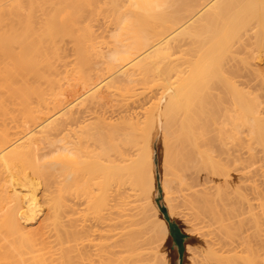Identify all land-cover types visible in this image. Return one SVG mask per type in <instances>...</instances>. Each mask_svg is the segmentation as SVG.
<instances>
[{
  "label": "bare ground",
  "instance_id": "obj_1",
  "mask_svg": "<svg viewBox=\"0 0 264 264\" xmlns=\"http://www.w3.org/2000/svg\"><path fill=\"white\" fill-rule=\"evenodd\" d=\"M254 55L264 0H0V264H168L163 208L188 264H264Z\"/></svg>",
  "mask_w": 264,
  "mask_h": 264
},
{
  "label": "rangeland",
  "instance_id": "obj_2",
  "mask_svg": "<svg viewBox=\"0 0 264 264\" xmlns=\"http://www.w3.org/2000/svg\"><path fill=\"white\" fill-rule=\"evenodd\" d=\"M255 39V38H254ZM254 39H252L251 40V43H253L252 45V47L254 48H250V49H253V50H255V48H256V46H254L255 45V42H256V40L254 41ZM257 40H258V38H257ZM257 43V42H256ZM249 49V50H250ZM255 52V51H254ZM254 56H256V58H252V59H254V60H252V59H249V60H251L250 61V63L253 65V63H254V65L252 66V65H250L249 66V68H251L250 69V71L252 72V75H254V77L256 78V76L259 74V75H261L262 76V79L264 78V56L263 55H254ZM260 56V57H259ZM260 58V59H259ZM262 60V61H261ZM259 67V68H258ZM256 68V69H255ZM257 69L259 70V71H257ZM256 72H258V73H256ZM250 72V73H251ZM253 72H255L254 74H253ZM262 72H263V74H262ZM256 74V75H255ZM251 75V76H252ZM259 75H258V79H257V81H256V79H253V77L251 78L250 77V80L251 79H253V80H251V86L255 83V82H257V84H258V82L260 81L261 82V86H262V81L264 80H262L260 77H259ZM255 80V81H254ZM252 82H253V84H252ZM260 82H259V84H258V86H256L257 84L255 83L254 84V86H252V87H254L253 89H251L252 90V92H255V93H252V94H258L257 92H259V91H257V89L258 88H260ZM257 87V88H256ZM263 91H264V81H263ZM250 90V91H251ZM262 91V93H263V96H261V102H263L264 100V92ZM251 98V97H250ZM264 103V102H263ZM263 105V104H262ZM263 107H264V105H263ZM264 125V124H263ZM263 130H264V128H263ZM155 133H157L156 134V136H155V142H153V152H154V163H155V167H156V187H157V198H156V201H157V203H158V205L162 208V207H164L165 205H164V203H163V178L161 177V176H163L162 174H163V170H162V161H163V143H162V131H161V128H158V130L155 132ZM158 135H159V137H158ZM252 136V138H253V140H250V141H252V144H250V145H252L253 146V151H255V160H256V167L257 166H259V168H260V171L263 173L262 174V177H260V180H263V178H264V167H263V165H264V159H262L263 157H261V160H259L260 158H258V156H259V153L261 154V152H259L260 151V149L258 148V147H256V146H260V148L263 150V147L264 146H262V145H259V143H258V141H257V139L255 138V137H253V135H251ZM248 138H249V136H248ZM254 139H255V142H254ZM157 140V141H156ZM158 142V143H157ZM157 143V144H156ZM257 145H256V144ZM249 144V143H248ZM255 144V145H254ZM155 145V146H154ZM256 148H255V147ZM158 147V149L156 150V148ZM250 147V146H249ZM250 148H252V147H250ZM254 149H256V150H254ZM261 150V151H262ZM252 152V151H251ZM257 152V153H256ZM259 152V153H258ZM262 154H263V152H262ZM260 156H262V155H260ZM264 156V155H263ZM254 160V161H255ZM260 161V163H258V164H261V162H263V164H261V165H258L257 164V162L258 161ZM160 175H159V174ZM252 176H253V174H251ZM255 175V174H254ZM251 176V178H253L254 180H255V178L257 177V176H253L252 177ZM252 179V180H253ZM256 179H258V178H256ZM259 180V179H258ZM257 180V181H258ZM256 181V180H255ZM264 181V180H263ZM262 181V182H263ZM259 182V181H258ZM162 183V184H161ZM256 183V182H255ZM264 183V182H263ZM162 185V186H161ZM234 185H237V182H235L234 183ZM264 187V185H262V188ZM68 188V187H67ZM67 188H65V190L64 191H66L64 194H65V197H66V199H67V196H68V189ZM67 189V190H66ZM249 191V190H248ZM248 191H247V194H248ZM264 191V190H263ZM264 193V192H263ZM249 194H250V191H249ZM264 195V194H263ZM251 196V195H250ZM249 196V198L251 199L252 197H250ZM35 198L36 199H38L37 200V202H38V209H37V212L35 213V215H30V216H26L25 214H20L19 215V217H20V223L22 224L21 226H22V228H23V230H25V232H28L29 233V230L30 229H34L36 226V228H37V232H39L38 231V229L39 228H42L43 227V224L45 225L46 223H44V222H47V221H44L43 222V220H41V219H44V217L43 216H45V208H44V206L42 207V205H41V199H40V192H39V190L35 193ZM40 199V200H39ZM264 202V201H263ZM252 203H253V201H252ZM38 210H39V213H38ZM42 210V211H41ZM65 210H67V209H65ZM163 210L166 212V214L164 213V212H162L163 213V216H162V219L166 222V224H167V226H168V234H167V239H166V241L164 242L165 243V245H164V243H163V247L161 248V251H162V254H163V256H165V254H166V256L164 257V258H166L169 262H168V264H188V261H186L185 259L186 258H188L189 257V254H188V252H187V248H190V247H192V245L194 246V244H195V241L193 240V239H191L190 237H191V234H189V232H187L188 231V227H187V225L186 224H184L183 222H182V220L179 218V217H173V218H168V222H167V218H166V216L168 217V213H167V210H166V208H163ZM260 211V210H259ZM258 211V209H257V212H259ZM43 212V213H42ZM65 212H68V211H65ZM257 212H255L254 211V213H257ZM79 213V212H78ZM67 215L69 214V212L68 213H66ZM80 215H78V214H76L75 215V219H78V216L80 217V219L81 220H83L84 219V214L83 213H79ZM81 214H83V215H81ZM26 217H25V216ZM78 215V216H77ZM166 215V216H165ZM21 216H22V218H21ZM76 216H77V218H76ZM83 216V219L81 218ZM68 217V216H67ZM29 220V221H28ZM81 220H80V222H81ZM79 221V220H78ZM48 223V222H47ZM77 223H79V222H77ZM39 227V228H38ZM261 227H263L264 228V225H262ZM26 228V229H25ZM45 228V226L43 227V229ZM170 228V229H169ZM263 228H261V229H263ZM47 229V228H46ZM27 230V231H26ZM41 230V229H40ZM45 230V229H44ZM30 231H33V230H30ZM36 231V229H34V232H32V233H37V232H35ZM43 232V231H42ZM186 232V233H185ZM31 233V232H30ZM264 232H262V234H263ZM171 234V235H170ZM261 234V235H262ZM264 235V234H263ZM262 235V236H263ZM261 238V237H260ZM263 238V237H262ZM251 240H252V238H250ZM250 240V241H251ZM261 240V239H260ZM264 238H263V240H262V242L261 241H259L260 243H261V245H260V248H262L263 249V247H262V245H264ZM252 242V241H251ZM167 243V244H166ZM257 243H258V241H257ZM263 243V244H262ZM68 245V244H67ZM67 245H66V247H67ZM72 245L74 246H76L77 248H78V246H77V243L76 244H74V243H72ZM70 246V248H68ZM69 246L67 247L68 249H67V253H68V255H70V256H72L71 257V260H73V256L75 257L74 258V262L73 261H70V262H72L71 264H74L78 259L76 258V247L74 246V247H71V244H69ZM188 246V247H187ZM258 247V249H259V245L257 246ZM59 248V247H58ZM79 248H80V245H79ZM164 248V249H163ZM60 249V248H59ZM69 249H73V250H70V252H68V250ZM75 249V250H74ZM261 250V249H260ZM264 250V249H263ZM60 251V250H59ZM73 253V255H72V253ZM262 253L264 252V251H261ZM70 253V254H69ZM74 253H75V255H74ZM57 257V256H56ZM58 258H59V256H58ZM82 258H84V259H82V263L81 264H87L88 263V261L86 260V257L84 256V257H82ZM26 259V258H25ZM58 260H60V259H57L56 258V261H58ZM76 260V261H75ZM174 260V261H173ZM176 260V261H175ZM56 261H54V263L56 262ZM178 261V262H177ZM27 262H28V259H27ZM60 262H61V260H60ZM59 262V263H60ZM78 262V261H77ZM76 262V263H77ZM80 262H81V260H80ZM173 262V263H172ZM58 263V264H59ZM23 264H25V263H23ZM27 264V263H26ZM28 264H31L30 262L28 263ZM49 264V263H48Z\"/></svg>",
  "mask_w": 264,
  "mask_h": 264
},
{
  "label": "trees",
  "instance_id": "obj_3",
  "mask_svg": "<svg viewBox=\"0 0 264 264\" xmlns=\"http://www.w3.org/2000/svg\"><path fill=\"white\" fill-rule=\"evenodd\" d=\"M163 212L166 214V212L163 210ZM166 216V215H165ZM166 218H167V222H168V217L166 216ZM170 229V228H169ZM171 235V234H170Z\"/></svg>",
  "mask_w": 264,
  "mask_h": 264
}]
</instances>
